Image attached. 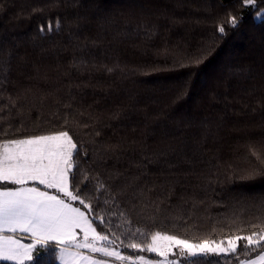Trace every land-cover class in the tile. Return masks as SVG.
Returning a JSON list of instances; mask_svg holds the SVG:
<instances>
[{"label": "trees", "instance_id": "16d2710c", "mask_svg": "<svg viewBox=\"0 0 264 264\" xmlns=\"http://www.w3.org/2000/svg\"><path fill=\"white\" fill-rule=\"evenodd\" d=\"M262 10L264 0H0V140L69 130L73 187L123 256L157 258L127 247L154 231L198 241L254 230L264 225ZM56 252L41 259L58 264Z\"/></svg>", "mask_w": 264, "mask_h": 264}, {"label": "snow or ice", "instance_id": "6c2138e0", "mask_svg": "<svg viewBox=\"0 0 264 264\" xmlns=\"http://www.w3.org/2000/svg\"><path fill=\"white\" fill-rule=\"evenodd\" d=\"M243 4L255 8L256 0H243ZM229 25L238 26L236 17L230 19ZM40 30L45 29L42 26ZM47 30L52 31L51 24ZM218 31L223 34L225 27L220 26ZM79 154L78 142L67 129L0 140V261L46 264L41 252L50 256L58 249L56 258L60 264H108L91 254L132 264H152L144 256L135 257V261L123 256L115 248L119 236L113 233L115 239H109L107 234L97 231L89 215L92 203L86 201L78 187H73ZM87 179L85 175L84 181ZM98 187L103 189L104 185ZM75 202L87 211L75 206ZM253 229L218 240L198 241L154 231L145 243L133 241L127 247L155 253L161 259L154 264H196V258L209 255L232 258L236 264H264V225H254ZM135 231L142 232L140 228ZM18 232L26 234L31 242L23 243L14 235ZM85 249L89 254L84 253ZM249 253H256L255 258H240Z\"/></svg>", "mask_w": 264, "mask_h": 264}, {"label": "rangeland", "instance_id": "374dc122", "mask_svg": "<svg viewBox=\"0 0 264 264\" xmlns=\"http://www.w3.org/2000/svg\"><path fill=\"white\" fill-rule=\"evenodd\" d=\"M260 13H264V10L260 11V12L256 15V18H257V19L260 18V16H259ZM117 251H118V250H117ZM150 253H151V252H150ZM152 254H155V253H152ZM155 255H156V254H155ZM145 259H146L147 261L152 262V264H154L155 261L160 260L161 258L157 256V258H152V259H151V258H145ZM133 261H135V258H133ZM108 262H110V263H112V264H132L131 261H127V260H125V261H120V260L115 259L114 257H112V258H108ZM135 264H141V262H139V261H135Z\"/></svg>", "mask_w": 264, "mask_h": 264}, {"label": "crops", "instance_id": "0c3cea01", "mask_svg": "<svg viewBox=\"0 0 264 264\" xmlns=\"http://www.w3.org/2000/svg\"><path fill=\"white\" fill-rule=\"evenodd\" d=\"M12 187H15V186H12ZM42 187H43V186H42ZM49 191H52V190H49ZM16 234H17V235H24L25 238H27L28 240H30L29 237H28L26 234H23V233H19V232H18V233H15L14 235H16ZM81 236H82V234H81ZM22 242H23V243H30L31 241H30V242H24V241L22 240ZM83 251H84L85 254H89V253H88V250L85 249V250H83ZM91 255L93 256L94 259H97V260H107V261H108V257H104V256H102V254H91ZM5 262H6V261H5ZM10 263H13V262H10ZM57 263L60 264V261H59L58 259H57ZM108 264H112V263L108 262Z\"/></svg>", "mask_w": 264, "mask_h": 264}]
</instances>
